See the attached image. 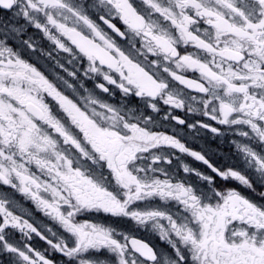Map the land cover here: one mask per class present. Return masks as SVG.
Listing matches in <instances>:
<instances>
[{
    "label": "snow or ice",
    "instance_id": "6c2138e0",
    "mask_svg": "<svg viewBox=\"0 0 264 264\" xmlns=\"http://www.w3.org/2000/svg\"><path fill=\"white\" fill-rule=\"evenodd\" d=\"M257 185L264 0H0V264H264Z\"/></svg>",
    "mask_w": 264,
    "mask_h": 264
},
{
    "label": "flooded vegetation",
    "instance_id": "af4514ba",
    "mask_svg": "<svg viewBox=\"0 0 264 264\" xmlns=\"http://www.w3.org/2000/svg\"><path fill=\"white\" fill-rule=\"evenodd\" d=\"M34 31L33 29L29 28V32ZM25 37H22V39ZM19 46V45H17ZM113 103H120V97L119 93L117 92L114 97L111 98ZM236 138L234 132H227L225 133L224 142L222 143L220 138H213L211 136L207 137H197L196 140L190 141L191 146L195 148L196 150H203L207 153V158H209L210 162H214L217 165L223 164L225 162V153L229 154V157L231 160H234L236 162V166H239L241 168L244 167V162L241 157V155L237 154L235 152V145L230 144V140ZM197 141H202V144ZM218 149V151H217ZM185 159V162L189 163L193 167L208 170L206 165H203L202 162L195 161L193 158L184 156L182 157ZM173 164H176L178 166L179 161L174 160ZM169 168H171V165H169ZM210 171V170H209ZM251 172V170H249ZM191 181L196 182L197 177L195 174H190L188 177ZM235 184V182H233ZM239 190L243 191L246 195L250 196L253 200H261L262 198L259 196V193L261 191H264V186L257 185V191L252 192L250 189H245L243 186H238ZM169 207H176L178 208V205H174V202H170ZM39 215V214H37Z\"/></svg>",
    "mask_w": 264,
    "mask_h": 264
}]
</instances>
